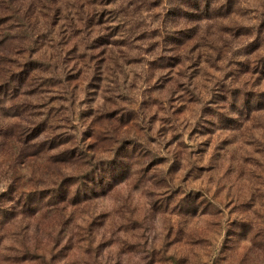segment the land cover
Wrapping results in <instances>:
<instances>
[{
	"label": "rangeland",
	"instance_id": "rangeland-1",
	"mask_svg": "<svg viewBox=\"0 0 264 264\" xmlns=\"http://www.w3.org/2000/svg\"><path fill=\"white\" fill-rule=\"evenodd\" d=\"M171 2L0 0V264H264V0Z\"/></svg>",
	"mask_w": 264,
	"mask_h": 264
},
{
	"label": "trees",
	"instance_id": "trees-1",
	"mask_svg": "<svg viewBox=\"0 0 264 264\" xmlns=\"http://www.w3.org/2000/svg\"><path fill=\"white\" fill-rule=\"evenodd\" d=\"M236 0H172V2L170 3V11H173L175 13H180V12H184L185 8L189 9V10H195L196 12H201V7H203V11L204 13H209V12H215V13H227L230 11V9L233 7V5L235 4ZM202 5V6H201ZM12 15L15 16L20 22H22V16H20L17 12V10L15 11V8L12 7ZM193 10V11H194ZM190 15H193L194 12H189ZM260 60V59H259ZM259 66H260V71H263L264 69V54L261 58V61L259 62ZM15 79H11L8 77V79L5 80L4 83H6L5 85H12L14 83ZM241 95L243 96H247L246 91H241ZM261 95V93H254L253 96L256 97L257 99V103H259V96ZM264 95V94H263ZM264 97V96H263ZM246 98V97H245ZM61 188L62 184H59ZM60 190L57 192L59 193ZM56 194H51L49 197H55ZM35 196L33 195H27L26 199L23 200L24 202L28 201L29 199H34ZM50 199V198H49ZM41 257V256H38Z\"/></svg>",
	"mask_w": 264,
	"mask_h": 264
}]
</instances>
